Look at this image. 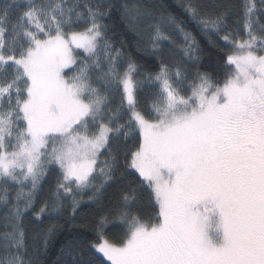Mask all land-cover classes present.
<instances>
[{
	"label": "snow or ice",
	"instance_id": "1",
	"mask_svg": "<svg viewBox=\"0 0 264 264\" xmlns=\"http://www.w3.org/2000/svg\"><path fill=\"white\" fill-rule=\"evenodd\" d=\"M177 5L0 0V264H39L85 202L96 238L59 264H264V0Z\"/></svg>",
	"mask_w": 264,
	"mask_h": 264
},
{
	"label": "trees",
	"instance_id": "2",
	"mask_svg": "<svg viewBox=\"0 0 264 264\" xmlns=\"http://www.w3.org/2000/svg\"><path fill=\"white\" fill-rule=\"evenodd\" d=\"M118 2L122 3L123 0H118ZM165 6L170 5L171 7L168 8L169 11H173L174 13L180 15L181 10L177 5V0H163ZM206 3L210 4H225V3H233L235 5H239L241 0H205ZM115 24L118 25L116 27L115 33H110L113 36L116 46L119 47L121 42H123L124 48L126 52H131L132 55L145 67H154V61L152 64L145 63L146 61L153 60V58L145 56L141 52L136 51V40L138 39L132 32H129L126 27L120 22L119 13H113ZM183 18V17H182ZM187 23V22H186ZM189 30L193 31V34L196 36L198 42L200 43L203 49V57L201 61V68L205 69L217 62V59L220 53L217 52L216 49L209 47L206 39L200 35L199 31L195 29V26L188 23L187 24ZM143 105L144 101L141 100ZM55 175H51L47 178L46 183L44 184V191L45 193L48 191L49 187L54 183ZM43 198V194H42ZM107 199V198H105ZM86 200V197H85ZM39 205H37L38 207ZM103 208H98L94 204H89L85 202L81 205L80 209H78L77 216L75 218V223L69 222V216L71 212L69 210L67 215L60 216L55 218L52 221H48L46 218V223H55L57 225L58 231L52 241L50 242L47 251L45 252L41 249L40 252V261L39 264H59L61 259L60 257V249L61 247L68 242L76 238L78 235L89 240H94L96 237L94 232L89 227V221H91L95 214L103 212ZM4 212L3 208H0V215ZM38 232L39 229H34L32 227L29 228L30 234L32 232ZM29 243H31V235L29 238ZM98 260L103 261V259L97 255ZM103 264H107L103 261Z\"/></svg>",
	"mask_w": 264,
	"mask_h": 264
},
{
	"label": "rangeland",
	"instance_id": "3",
	"mask_svg": "<svg viewBox=\"0 0 264 264\" xmlns=\"http://www.w3.org/2000/svg\"><path fill=\"white\" fill-rule=\"evenodd\" d=\"M98 256H100L99 254H97ZM102 259H103V257L102 256H100ZM106 262V261H105ZM107 263V262H106Z\"/></svg>",
	"mask_w": 264,
	"mask_h": 264
}]
</instances>
